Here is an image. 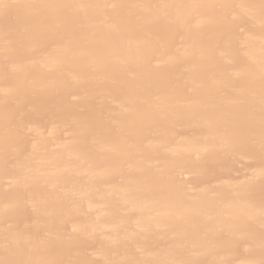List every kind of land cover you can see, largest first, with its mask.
Wrapping results in <instances>:
<instances>
[{
	"label": "bare ground",
	"instance_id": "1",
	"mask_svg": "<svg viewBox=\"0 0 264 264\" xmlns=\"http://www.w3.org/2000/svg\"><path fill=\"white\" fill-rule=\"evenodd\" d=\"M0 3V264H264V0Z\"/></svg>",
	"mask_w": 264,
	"mask_h": 264
},
{
	"label": "snow or ice",
	"instance_id": "2",
	"mask_svg": "<svg viewBox=\"0 0 264 264\" xmlns=\"http://www.w3.org/2000/svg\"><path fill=\"white\" fill-rule=\"evenodd\" d=\"M0 7H2V8H7V7H8V5H6V4H3V3H0Z\"/></svg>",
	"mask_w": 264,
	"mask_h": 264
}]
</instances>
